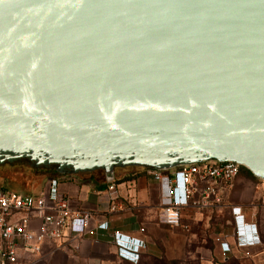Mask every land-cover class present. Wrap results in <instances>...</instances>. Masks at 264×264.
Returning a JSON list of instances; mask_svg holds the SVG:
<instances>
[{
    "label": "water",
    "instance_id": "95a60500",
    "mask_svg": "<svg viewBox=\"0 0 264 264\" xmlns=\"http://www.w3.org/2000/svg\"><path fill=\"white\" fill-rule=\"evenodd\" d=\"M21 157L264 178V0H0V163Z\"/></svg>",
    "mask_w": 264,
    "mask_h": 264
},
{
    "label": "crops",
    "instance_id": "0c3cea01",
    "mask_svg": "<svg viewBox=\"0 0 264 264\" xmlns=\"http://www.w3.org/2000/svg\"><path fill=\"white\" fill-rule=\"evenodd\" d=\"M126 166L133 169L125 170ZM41 167L51 172L40 188L54 178L58 192L68 196L72 207L86 208L91 216L82 231L66 229L53 251L49 248L55 242H44L42 254L32 264H139L153 258H182L194 251L199 264H264V180L261 184L259 177L240 170L230 185H220V209L184 210L181 225L170 226L155 220L157 204L166 191L163 181L153 179V167L115 166L111 178L100 168L57 172L51 166ZM111 183L114 209H109L112 200L107 186ZM230 206H238L243 220L254 222L257 232L250 233L248 228L233 232ZM199 223L209 226L207 234L196 232L194 225ZM221 249L226 250L224 256Z\"/></svg>",
    "mask_w": 264,
    "mask_h": 264
},
{
    "label": "built area",
    "instance_id": "2783aa9c",
    "mask_svg": "<svg viewBox=\"0 0 264 264\" xmlns=\"http://www.w3.org/2000/svg\"><path fill=\"white\" fill-rule=\"evenodd\" d=\"M239 172L236 161L215 158L167 168L153 167V179L163 181L166 191L165 197L157 204L155 220L170 226L181 225L184 210L220 209L223 205L220 185H230ZM258 180L263 184L264 179ZM107 188L112 200L109 209H114L117 206L114 185L108 184ZM229 209L233 232L241 233L247 228L250 233L257 232L254 222L243 220L238 206H230ZM90 216V210L72 207L68 196L58 192L54 178L33 193H21L0 184V264L34 263L42 254L44 242H55L65 234L66 229L82 231ZM56 244L51 245L49 250L57 248ZM225 251L221 249L222 256Z\"/></svg>",
    "mask_w": 264,
    "mask_h": 264
},
{
    "label": "rangeland",
    "instance_id": "374dc122",
    "mask_svg": "<svg viewBox=\"0 0 264 264\" xmlns=\"http://www.w3.org/2000/svg\"><path fill=\"white\" fill-rule=\"evenodd\" d=\"M124 169L132 170L133 167L126 166ZM49 172H51V168L46 169L41 166L34 167L26 161L13 162L11 164L3 163L0 165V184L5 188L21 193H32L41 187L43 181L45 180V176H47ZM242 172L249 174L245 170H242ZM194 227L199 235L207 234L208 229L206 228H209V226L205 227L202 223L195 224ZM194 252L187 253L182 258H173L172 260L153 258L152 262L146 259L144 263L140 262L139 264H199V256L196 251Z\"/></svg>",
    "mask_w": 264,
    "mask_h": 264
},
{
    "label": "trees",
    "instance_id": "16d2710c",
    "mask_svg": "<svg viewBox=\"0 0 264 264\" xmlns=\"http://www.w3.org/2000/svg\"><path fill=\"white\" fill-rule=\"evenodd\" d=\"M24 160H21V158H20V160L17 158V159H15V160H13V161H26V162H28V160L26 159V158H23ZM3 163H7V164H11V162H9V161H4V162H2V163H0V165H2ZM51 167H53L52 165H51ZM239 168H240V170H245V171H247V173H249L250 175H252L250 172H249V170L245 167V166H243V165H241V164H239ZM155 257H157V256H155ZM159 257V256H158ZM162 259V258H161ZM167 260H172V259H167Z\"/></svg>",
    "mask_w": 264,
    "mask_h": 264
},
{
    "label": "flooded vegetation",
    "instance_id": "af4514ba",
    "mask_svg": "<svg viewBox=\"0 0 264 264\" xmlns=\"http://www.w3.org/2000/svg\"><path fill=\"white\" fill-rule=\"evenodd\" d=\"M18 159L20 160V158H18ZM14 160H15V159H14ZM21 160H24L23 157H21ZM9 162L13 163V162H17V161H13V160H12V161H9ZM28 164H30L29 161H28ZM31 166H32V165H31Z\"/></svg>",
    "mask_w": 264,
    "mask_h": 264
}]
</instances>
